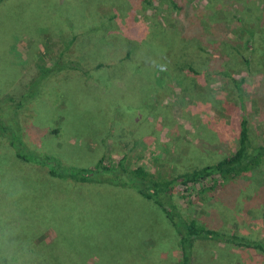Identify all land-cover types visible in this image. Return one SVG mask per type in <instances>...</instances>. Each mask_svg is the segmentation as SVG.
<instances>
[{
	"label": "rangeland",
	"instance_id": "1",
	"mask_svg": "<svg viewBox=\"0 0 264 264\" xmlns=\"http://www.w3.org/2000/svg\"><path fill=\"white\" fill-rule=\"evenodd\" d=\"M177 5L0 0L3 264L180 263L177 231L153 200L53 176L41 156L65 167L126 158L159 181L232 154L242 116L264 140V0ZM77 56L89 72L62 68ZM227 183L174 201L188 220L264 241V161ZM193 254V264H264L259 251L214 240H196Z\"/></svg>",
	"mask_w": 264,
	"mask_h": 264
},
{
	"label": "trees",
	"instance_id": "2",
	"mask_svg": "<svg viewBox=\"0 0 264 264\" xmlns=\"http://www.w3.org/2000/svg\"><path fill=\"white\" fill-rule=\"evenodd\" d=\"M148 1V0H146ZM171 4L177 5V0H170ZM187 3V1H186ZM239 20V18H238ZM192 26L190 27V29ZM199 28L193 25V32L199 33ZM198 30V31H197ZM250 37L254 34V29L248 30ZM223 38V37H222ZM130 42H133L130 39ZM136 46V43L134 42ZM141 46L137 47L138 50ZM134 49H123L121 53L125 56L120 63L132 56ZM77 57L71 58L67 64L64 62L62 68L79 70L84 73L89 72L87 63L89 60L82 58L80 62ZM68 61V59H66ZM249 63V61L247 60ZM113 62H110L111 66ZM94 69L96 68L93 67ZM240 83V82H239ZM238 83V88L241 89ZM9 103H16L13 98L6 97ZM7 104V105H8ZM8 125L3 124V129L7 132ZM12 137L11 144L16 147L18 157L29 161V155L21 152V141ZM126 158L119 160L116 166L106 162L102 156L95 164L88 166H67L62 161L48 155L41 156L37 162L49 168L53 176L73 177L83 183H100L114 186L136 189L143 196L153 200L164 211L171 221L179 236V247L181 259L179 264L194 263V243L196 240H214L230 246L259 251L264 254V241L251 238L238 233L224 232L212 227H207L197 219H186L182 216L177 204L174 201V192L181 190L182 198L189 196H199L201 192L213 190H223L227 182L235 180L249 172L264 161V140L254 143L251 137L248 119L242 116L240 119L239 147L232 154L224 156L221 160L213 164H204L194 169H189L179 173L174 178L153 181L148 179L145 167L139 165L130 168L125 163ZM63 168H67L64 170ZM198 186H202L198 190ZM0 264H3L0 259Z\"/></svg>",
	"mask_w": 264,
	"mask_h": 264
}]
</instances>
